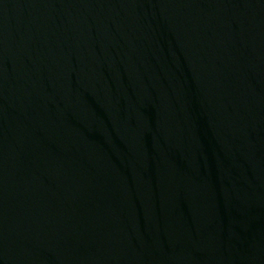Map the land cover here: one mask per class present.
<instances>
[{
	"label": "water",
	"instance_id": "1",
	"mask_svg": "<svg viewBox=\"0 0 264 264\" xmlns=\"http://www.w3.org/2000/svg\"><path fill=\"white\" fill-rule=\"evenodd\" d=\"M0 264H264V0H0Z\"/></svg>",
	"mask_w": 264,
	"mask_h": 264
}]
</instances>
